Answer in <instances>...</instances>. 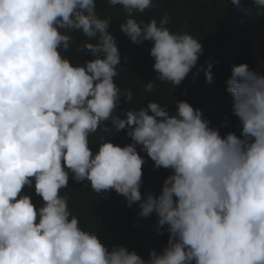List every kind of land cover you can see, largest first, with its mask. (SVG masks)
<instances>
[{
    "label": "clouds",
    "instance_id": "obj_1",
    "mask_svg": "<svg viewBox=\"0 0 264 264\" xmlns=\"http://www.w3.org/2000/svg\"><path fill=\"white\" fill-rule=\"evenodd\" d=\"M107 4L123 9L119 29L131 42H151L156 80L174 88L201 71L199 39L170 31L167 13L135 18L153 0ZM111 21L96 0H0V264H264V74L232 65L221 110L175 100L174 112L154 101L123 114L121 98L130 103L133 92L114 82L121 58ZM76 33L91 59L73 65L66 53ZM212 67L203 68L207 82ZM143 87L151 94L155 80ZM228 111L240 125L232 132L217 126ZM121 130L128 144L100 135L91 150L98 131ZM154 168L170 170L158 194ZM70 174L138 205L140 217L155 214L166 245L142 258L84 230L61 195Z\"/></svg>",
    "mask_w": 264,
    "mask_h": 264
},
{
    "label": "trees",
    "instance_id": "obj_2",
    "mask_svg": "<svg viewBox=\"0 0 264 264\" xmlns=\"http://www.w3.org/2000/svg\"><path fill=\"white\" fill-rule=\"evenodd\" d=\"M153 3L155 7L136 14L135 18L145 22L155 18L159 22L167 13L171 18L167 25L170 31L188 32L199 39L203 52L197 67L201 71L195 78L190 72L174 88L170 83L156 80V72L152 67L154 60L149 54L151 42H131L119 29V25L126 19L121 6L109 7L107 0H96L98 14L102 18L111 17L109 31L116 39L120 52L121 63L114 82L122 90L130 88L133 92L130 103L121 98L118 109L123 114L129 108L146 107L154 101L174 112L175 100L187 101L203 114L221 110L223 93L226 92L224 86L230 78L232 65L246 63L253 71L264 74V9H256L253 0H240L239 7L233 5L231 0H153ZM84 39L81 34H74L71 49L66 53L73 65L91 59L86 50H77ZM206 63L213 65L212 82L205 80L203 68ZM151 79L155 80L156 88L149 94L144 91L143 85ZM222 122L225 126H221ZM108 126L111 127L110 122ZM217 126L231 132L240 127L238 118L229 111L221 116ZM122 131H112L110 134L98 131L90 137L91 150H97V136L100 135L120 146L128 144L123 133L119 134ZM235 133L240 134L238 130ZM137 151H140L139 146ZM140 154L147 157L145 153ZM154 170L157 184L151 191L158 194L170 170ZM23 191L32 197L37 206L42 203L32 189L25 188ZM61 195H67L68 207L79 219L80 226L84 230L96 232L101 242L109 248L112 245H123L142 258H147L150 250L159 252L166 245L168 233L161 230L163 234H157L155 214L147 218L140 217L138 205L127 207L125 198L115 191L97 194L87 181L76 183L70 174L68 187L61 190Z\"/></svg>",
    "mask_w": 264,
    "mask_h": 264
}]
</instances>
